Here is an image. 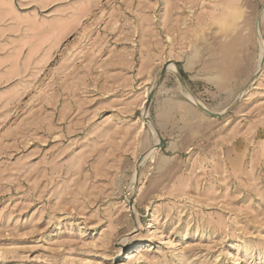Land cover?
<instances>
[{
    "label": "rangeland",
    "instance_id": "rangeland-1",
    "mask_svg": "<svg viewBox=\"0 0 264 264\" xmlns=\"http://www.w3.org/2000/svg\"><path fill=\"white\" fill-rule=\"evenodd\" d=\"M263 58L264 0H0V264H264Z\"/></svg>",
    "mask_w": 264,
    "mask_h": 264
},
{
    "label": "bare ground",
    "instance_id": "bare-ground-1",
    "mask_svg": "<svg viewBox=\"0 0 264 264\" xmlns=\"http://www.w3.org/2000/svg\"><path fill=\"white\" fill-rule=\"evenodd\" d=\"M237 8V7H236ZM241 9V8H240ZM242 10V9H241ZM241 10H240V12H241ZM233 11H236V10H233ZM237 12V11H236ZM240 14L238 13V15H237V17L239 16ZM224 17V16H223ZM225 17H227V16H225ZM235 20V13L233 12V15H231L230 16V18H227L226 20H225V24L227 25L228 23H229V25L231 26V25H233L232 23H233V21ZM223 21V20H222ZM236 21V20H235ZM234 21V22H235ZM223 23V22H222ZM226 25H225V27H226ZM212 27V26H211ZM229 26H227V28H228ZM227 28H225V30H227ZM221 30V29H220ZM223 30V29H222ZM168 71H174V72H178V70H177V67L173 64V63H169V66H168ZM149 93L150 92H148L147 94H146V97H145V99H144V105L146 104V102H147V97H148V95H149ZM187 95H188V97L191 99V100H193V102H195V104H196V106L197 105H199L200 103H199V101H197L196 100V98H194V96L189 92V91H187ZM167 105V104H166ZM174 105V104H173ZM200 105H202V104H200ZM204 106V105H203ZM167 107V106H166ZM143 108H144V106H143ZM207 108V107H206ZM209 109V108H208ZM144 110H145V115H147L148 114V110H146L145 108H144ZM211 110V109H210ZM167 112V111H166ZM203 113H205L204 111H202ZM224 113V112H223ZM205 114H207V113H205ZM219 114H221L222 115V113L220 112ZM207 116H208V114H207ZM223 116V115H222ZM216 118V117H215ZM149 121V120H148ZM149 123L151 124V122L149 121ZM158 136V135H157ZM157 142H159V137H158V141ZM158 144V143H157ZM156 144V145H157ZM156 145H155V147H153V149L150 151L152 154L154 153V151H156ZM149 152V154H151ZM142 243H143V241L141 240L140 242H138V243H131L130 244V246L128 247V250H125V251H122V253L121 254H119L118 256H122L123 258H129V257H132L133 255H134V251H135V249L136 248H140V246H142ZM124 246V245H123ZM121 250V249H120ZM123 250V249H122ZM137 250V249H136ZM139 250V249H138Z\"/></svg>",
    "mask_w": 264,
    "mask_h": 264
},
{
    "label": "water",
    "instance_id": "water-1",
    "mask_svg": "<svg viewBox=\"0 0 264 264\" xmlns=\"http://www.w3.org/2000/svg\"><path fill=\"white\" fill-rule=\"evenodd\" d=\"M256 28H257V31H258V20H257ZM262 62H264V58H263V61H262ZM173 64H174V63H173ZM168 66H169V63H166V64H164V66L161 68V70H160V75H161V76H163V75L167 72V70H168ZM258 73H259V72H258ZM155 92H156V91H155L154 88L150 91V93H149V95H148V97H147V102H146V104H145V109H146V110H149V109H150L151 104H152V102H153V99H154V97H155ZM197 107H198L199 109H201L202 111H204L205 113H207L209 116L217 117V118H221V117H222L221 114H219V113H217V112H214V111H212V110L206 108L205 106H202V105L199 104V105H197ZM156 132H157V135H158V137H159V142H158V144L156 145V150H158V149H162V148H166V141H165V139L162 137L161 133H159L158 131H156Z\"/></svg>",
    "mask_w": 264,
    "mask_h": 264
}]
</instances>
